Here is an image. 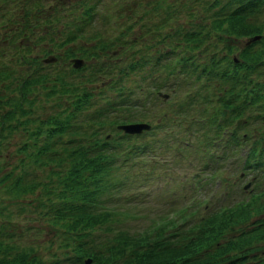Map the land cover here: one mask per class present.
<instances>
[{
    "label": "trees",
    "instance_id": "1",
    "mask_svg": "<svg viewBox=\"0 0 264 264\" xmlns=\"http://www.w3.org/2000/svg\"><path fill=\"white\" fill-rule=\"evenodd\" d=\"M3 1L12 8L16 0ZM46 1L54 6V0ZM60 1L63 6L76 0ZM123 1L107 3L113 27L121 24L114 8ZM148 1L139 3L162 10H144L140 17L131 11L132 1L126 7L127 20L137 13L146 29L130 33L129 23L97 40L91 35V46L67 44L62 52L43 37L50 33L49 21L55 24L50 17L64 11L55 7L43 14L36 4L22 14L28 24L33 17L34 25L45 22L35 42L44 40L47 54L29 58L30 50H18L14 64L28 63L32 73L15 76L16 70L0 64V89L12 91L0 98L7 106L0 111V156L10 154L1 146L3 130L22 125L25 131L14 148L21 153L19 173L4 188L15 201L35 194L46 220L60 229L62 248L44 260L33 247L3 251L15 245L0 238V264H264V0ZM81 4L80 16L93 22L96 0ZM12 15L0 17V25ZM77 21H68L73 23L67 30L60 27L56 41L63 45L84 36L74 27ZM147 33L152 38L144 42ZM128 53L133 56L126 58ZM48 54L54 60L44 61ZM74 56L84 63L67 67L70 72L53 71L51 83L48 70H36ZM73 71L78 79L63 77ZM8 75L13 82L3 79ZM38 84L44 85L41 98L52 105L45 116L34 115L31 127ZM137 121L150 127L131 133L118 126ZM191 154L197 156L192 170L166 175L169 163L181 172ZM6 164L8 170L11 162L0 159V172ZM41 170L46 179L39 177ZM234 171L235 178L229 175ZM248 172L253 176L240 184ZM155 179L166 188L168 196L155 197L165 209L140 227L119 224L120 215L134 213L127 202H142L141 193ZM218 182L222 189L214 196ZM247 182L253 184L244 187ZM125 186L131 195L121 198ZM257 212L263 215L255 217ZM233 227L238 231L230 233Z\"/></svg>",
    "mask_w": 264,
    "mask_h": 264
},
{
    "label": "rangeland",
    "instance_id": "2",
    "mask_svg": "<svg viewBox=\"0 0 264 264\" xmlns=\"http://www.w3.org/2000/svg\"><path fill=\"white\" fill-rule=\"evenodd\" d=\"M81 1L83 0H76L71 4L67 3V5L62 6L60 0H54V6L50 7L49 3L46 0L39 1L38 3H35L34 0H22L21 6L19 9L20 12L18 13V16H16L15 14L13 15L11 14L12 17H10L7 21H5L4 25H0V64H1V68H6L7 66H11V68L9 69L12 70L13 68L14 70H16L15 72L11 73V74H14L15 76L18 72L23 73V74L32 73L33 68H34L32 67V65H29L28 63L22 66L17 65V64H14V59H16L17 56H19L18 50H20V48H23L24 50H30L28 54L29 58H32L35 55L42 57L43 55L47 54L45 53L46 51L43 52V48H42V46L44 45L42 44L44 40H47V43H46L47 46L52 47L54 52H58V51L62 52L63 46L67 44H71L72 47H77L80 45L91 46L95 43V39L91 37V35L95 34L96 36L94 37L97 40V38L99 37H106L108 34L113 32L114 28L121 29L123 28L124 25L129 24V23H130V26L129 27L127 26V28L130 29L131 31L130 33H136V32H140L141 31L140 29H144V28L146 29V26L143 27L142 25L143 19L138 18L137 13L134 14L132 17L128 18L127 20L126 12L129 10L126 7L128 6L129 1H132V5H133L131 11L134 13L136 11L141 12L140 17H144V14H145L144 10H149L148 14L150 15L156 14L155 10H162L161 6L152 7L151 5H149L148 9L142 8V5L139 3V0H124L121 6L118 5L114 8L118 10V13L119 11L121 12L118 18L121 21V24L118 27H113L111 26L113 15L111 14V10H108V7H107V3L110 0H102L101 2L100 0H96L97 4L95 5V8L93 10V13H94L93 22H88V19L86 18V16H80V12L83 9ZM150 1L151 0H149L148 2ZM36 4L38 6H36ZM85 5L88 6V8H84V9L90 8V6L87 5L86 3ZM35 6L37 10H41V13L43 14L45 13L48 14V12H50L51 10H56L54 9L55 7L59 10L64 11L65 13V15L59 14L57 17L56 16L50 17L55 20V24L52 25V21H49L51 23V27H50L51 29L49 30L50 33L48 34L47 32V34L46 33L44 34V37H43L44 40L42 42L40 41L35 42V39H36L35 34L42 32L40 30L45 25V22L41 21L40 23H37L34 25V17H33L34 15H33L32 16L33 19L29 21L31 23L28 24L26 20H29V19L25 20V17L22 15L25 12V10H34ZM7 7L9 6L7 5L6 1L3 2L0 12L2 10H4L3 12H5ZM71 20H73V22L79 20L75 22L74 27L75 29H81V32L84 33V36L79 37V39L75 40L74 42L66 41L65 44L61 45V42L59 43L56 41V38L60 36L59 32L61 31V29L59 30V28L62 27V29L66 28L67 30L69 27V24L72 25L73 23V22L71 23L68 22ZM145 21H148V19L145 18ZM27 27H30L31 31H28L27 33H25L26 35H24L23 32ZM20 32L23 34L22 36L19 37L18 34ZM143 32L145 33L146 31H143ZM13 33H17V35L14 39H10V36ZM130 33H129V36H131ZM5 36H8L6 37L7 39L4 38ZM26 36H30L29 40H27ZM150 37L151 35L147 33L146 38L143 41L144 42L149 41ZM33 40L35 44L33 43ZM75 42H77L76 45H74ZM140 44H138L139 47H141ZM150 52L151 53L155 52L154 47H152ZM131 54L132 53H128L126 58L133 56V54L132 55ZM28 65L30 66L29 68L27 67ZM46 66L47 67L45 69H41V70L36 69V70L42 71L44 73L47 72L48 70L49 74L47 75L45 74V75L48 81L51 83L52 79L50 77L53 71L57 69L59 70L61 69L60 71L65 70L67 72L68 71L67 67H71V64L68 58L61 57L58 62L50 63L49 65H46ZM36 68L38 67L36 66ZM82 72L83 70H81V73ZM139 74H140L139 72L138 73L136 72L132 74L130 78L138 77ZM63 77L66 79L67 78L78 79L75 71H73L72 74H65ZM10 78L12 77L8 75L4 77L3 79L13 82ZM12 79L14 80V78ZM2 82L3 81L0 80V84ZM95 82L98 83L97 81ZM90 85H94V84H90ZM11 86L12 85H10L9 87ZM43 90H44V85L42 84H38L36 87H34V90H33L34 93H37V96L40 97V99L37 102H34L33 107H32V113L30 115H32L33 116L32 118L34 119L28 123V125L31 127L34 126L37 121L36 116L34 115H39V117H43L46 115L45 113L47 112V110L51 109L52 103L41 98ZM11 92L12 91H10V88L8 89V91H2V89H0V93H1L0 98L1 99L6 98V95L10 94ZM0 106H1L0 111H2L4 108L7 107L4 104L2 105L0 104ZM258 123H260L259 120H258ZM23 129L24 127L22 125H19L18 127L11 129V131L3 130V132L6 133V137L3 139L1 146H2L4 153H10V154H7V156H0V159H3L5 161L7 160L10 161L11 166L8 170H6V168H8L10 165V164H6L5 168L2 170V172H0V238H2L4 241L14 242L11 244L15 245V246H10L11 248L7 250L3 249V251L12 253L17 249L16 245L19 247H25V248L33 247L34 253L37 257L47 260L56 254H60V250L62 248V246L60 245V239H61L60 232H59L60 229L52 225L49 221L46 220L45 215L42 213L43 210L45 209V206H38L37 204L38 199L37 198L35 199V194L27 193V195H24L23 198L15 201V197L8 196L4 188V185H6V183H8L15 174L19 173V168L21 166V164L19 163V156L21 155V153L15 152L14 148L20 142V138L24 137L23 134L25 131ZM161 151H163L164 156H168L170 153L167 149H162ZM178 159L179 158L176 157L175 160L177 161ZM196 160H197V156L191 154L189 156V162L187 163L185 167H184L183 161L180 160V163L184 167L181 172H177L172 167V163H169L168 170L165 173L166 175L170 177L181 175L182 172H185V174H187L188 171L192 170L191 169L192 163L193 161H196ZM13 164H17V166L13 168ZM236 172L237 171L229 172V175L235 178ZM45 173L46 172H42V170L39 171L38 172L39 177L42 179H46ZM221 173L224 174L228 172H218V175ZM6 175H7V178L3 179ZM252 176H253L252 173L248 172L246 175L242 176V180L239 183L242 184L247 179H250ZM218 183L219 184L216 187V189H213L214 196H218L219 192L222 189V187L220 186V182ZM158 184L159 182L156 181L155 179L146 185L145 191L141 193L144 196L142 202H139V201L138 202H127V205H126L127 209L134 213L130 215H120L121 221H119V224H121L122 226H129L132 228L140 227L141 225H143L145 222L148 221L149 216L156 215V212L165 209V206L160 204L159 201L155 203L156 196H162V195L168 196L166 194V188L163 186L158 187L157 186ZM252 184L253 183H249L246 185V187L248 188ZM256 186L257 185L252 186V188H255ZM152 187H155L157 191L156 194L154 195L150 194V189ZM124 189L126 191L125 192L120 191V194L118 195L121 198H123L126 195L128 196L131 195L128 190V186H125ZM232 192L234 194L237 193L236 186L232 188ZM237 195L238 194H235V196ZM46 196L47 195L42 196L43 197L42 201L46 199ZM144 205H149L151 207L150 209L147 210L144 207ZM140 212H148V213L146 215L136 214ZM262 215L263 213H259V212L254 214L255 217H260ZM254 216L252 218H255ZM237 231H238V228L233 227L230 230V233L237 232ZM8 236L10 237L7 238Z\"/></svg>",
    "mask_w": 264,
    "mask_h": 264
},
{
    "label": "water",
    "instance_id": "3",
    "mask_svg": "<svg viewBox=\"0 0 264 264\" xmlns=\"http://www.w3.org/2000/svg\"><path fill=\"white\" fill-rule=\"evenodd\" d=\"M52 59H54L53 55L52 56L48 55L44 58L45 61H49ZM71 61L74 67H78L82 65V63L84 62L83 58L78 57V56L72 57ZM118 126L127 132H141L143 129H148L150 127V124L145 121L144 122L137 121V122L121 123ZM247 184H249V182H247L244 186L246 187ZM89 261H90V258H86V262H89Z\"/></svg>",
    "mask_w": 264,
    "mask_h": 264
},
{
    "label": "flooded vegetation",
    "instance_id": "4",
    "mask_svg": "<svg viewBox=\"0 0 264 264\" xmlns=\"http://www.w3.org/2000/svg\"><path fill=\"white\" fill-rule=\"evenodd\" d=\"M21 1L22 0H16L15 1V6L13 8L8 9V10H16V9L19 10V5L21 4Z\"/></svg>",
    "mask_w": 264,
    "mask_h": 264
}]
</instances>
